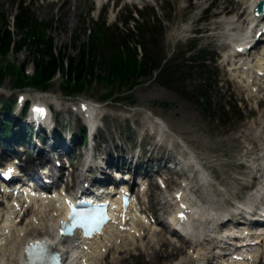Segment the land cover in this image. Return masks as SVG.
<instances>
[{
    "label": "rangeland",
    "instance_id": "rangeland-1",
    "mask_svg": "<svg viewBox=\"0 0 264 264\" xmlns=\"http://www.w3.org/2000/svg\"><path fill=\"white\" fill-rule=\"evenodd\" d=\"M22 1L28 5L35 18L49 22L46 33L52 37L58 48L68 44L69 53L76 52L74 44H71L72 39H86L85 28L94 26L106 9L107 19L109 23H113L118 18L129 17L130 11L135 13L137 7L145 6L142 13L145 19L152 22L149 26L152 27L150 34L154 39L153 48L160 56L168 59L166 66L173 72L175 81L172 86H166L162 83V78L158 79L159 76L144 78L131 90L124 86V92L116 91L118 98H104V93L110 88L95 82L76 97L86 98L102 107L98 119L103 127L99 128L95 137L99 148V163H102L106 152L114 151L115 148H119L116 150L119 154L121 150L123 153L134 154L143 146L138 159L144 162L143 168L139 169L142 174L166 165L168 158H172L171 154H174L175 159L180 155L175 162H181L179 167L182 168L183 175L188 177L191 189L199 197L203 194L200 183L202 169L198 171L194 165L193 156L196 155L211 176L209 200L225 208H230L232 202L237 200L256 201L254 192L264 175L263 170L256 169L261 162L257 158L264 153V100H258L263 92L259 88V95L250 98L249 89L244 85L240 72L226 70V59L222 55L228 54L230 50L222 36L224 24L218 21L224 17L236 18L244 7L243 0H136V3L134 0H116L119 6L115 8L114 0H110L104 7H98L95 0H58L51 3L43 0H0V27L4 26L3 14L13 21ZM210 3L214 7L208 12L205 11V14L202 13L204 6ZM156 13L164 19L162 26L153 16ZM28 55L27 49L22 48L14 54L10 53L8 61L14 60L20 65ZM254 56L255 54H251L249 57L253 59ZM191 58L194 61L189 60ZM2 62L5 64L6 60ZM32 68L33 63L30 60L27 69L31 71ZM0 84V102L4 99L15 100L20 89L15 88L14 80L7 76ZM49 88L55 99L54 110L61 109L58 112L59 121L65 127V132H82V121L66 104L68 98L62 90L61 78H55ZM25 91L32 98L37 95L33 88ZM202 91L208 100L207 109L202 105ZM19 117L16 115L12 118L0 112V122L13 119V123L17 125L27 124L26 119ZM147 117L167 123L173 133L162 136L161 141L154 139L147 126ZM20 137H13L11 134L6 141L1 139L0 158L4 147L11 152L15 151L13 144ZM153 139L154 142L158 141V146L152 143ZM44 141L41 148H47L46 153L37 157L41 162L47 155L51 156L53 152L63 150L60 145L52 149ZM81 144L74 147L75 163L78 166L74 174H78V177H81L82 167L86 163ZM32 145L36 148L37 144L32 141ZM155 146L158 148L152 153V147ZM171 147L172 150L168 152L167 148ZM68 152L72 154L73 149L70 148ZM161 156L169 157L160 159ZM30 158L33 159V155ZM54 163L53 160L52 164ZM188 164L197 179L185 169ZM166 176L169 178V196H172L173 191L181 186L178 180L181 173L167 172ZM164 193L154 185L151 200L156 205L154 208L157 217L162 218H166V213L172 210V205L162 203ZM203 197L207 199V196ZM155 228L157 230L153 233L158 235V239L152 248H146L145 240L138 241L136 247L131 248L122 258L114 259V254L111 253L106 260L100 259L99 264H191L190 249L193 247L179 241L175 235L171 237L172 234L164 225H157ZM29 231L26 236H35L39 232L34 229ZM166 238L174 243L161 247L160 239ZM20 247L22 243L17 253Z\"/></svg>",
    "mask_w": 264,
    "mask_h": 264
},
{
    "label": "trees",
    "instance_id": "trees-1",
    "mask_svg": "<svg viewBox=\"0 0 264 264\" xmlns=\"http://www.w3.org/2000/svg\"><path fill=\"white\" fill-rule=\"evenodd\" d=\"M8 25L4 20V26L0 27V83L10 75L15 86L47 88L58 74L65 93H83L96 82L110 88L104 98L113 97L116 91L124 92V86L132 89L155 72L164 85L174 84L173 72L162 64L163 57L153 48L152 27L148 21H138L137 32L118 25L112 29L102 21L90 28L86 39H72L75 53L67 51L68 44L58 48L46 33L47 22L37 20L24 9L16 15L15 29ZM22 48L28 51L27 59L20 65L14 60L8 61L10 51L15 53ZM30 60L34 69L28 74L26 66ZM201 96L206 103L205 93L200 92Z\"/></svg>",
    "mask_w": 264,
    "mask_h": 264
},
{
    "label": "bare ground",
    "instance_id": "bare-ground-1",
    "mask_svg": "<svg viewBox=\"0 0 264 264\" xmlns=\"http://www.w3.org/2000/svg\"><path fill=\"white\" fill-rule=\"evenodd\" d=\"M257 1L258 0H243V3L246 4L245 8L242 9L238 14L240 19L243 16L244 18L239 22L235 21L232 18H225L222 21V23H224L225 25L226 33H228V36L231 39V51L235 56L238 55L236 54L237 51L235 50L234 46L247 42L252 36V34L250 33L251 30L249 31V25H246L245 27V23L247 22V24H254L256 18H253L252 12L247 11V9H250L254 5V3H257ZM247 6L248 8L246 9ZM261 23L263 26V21H261ZM234 27H236L237 29L239 28V30H234ZM240 63L243 67V75L246 76L247 81L250 82V78L253 74H255V76L258 75L260 76V79L263 82L262 85L264 87V46L262 52L256 55L255 63L246 61L243 56L240 57ZM160 122L163 128L168 127V124H166L165 122ZM154 127L159 128L155 125ZM195 159L197 163L202 166L201 161L197 156L195 157ZM258 159H261L263 161V167L264 155L261 158L258 157ZM202 173L203 180L205 181V191L206 194H208L209 198L210 189L208 187V183L206 182L207 174L203 169ZM22 192H24V194H22ZM256 194L257 198H262L264 200V176L258 186V191L256 192ZM54 197L55 196H47L45 198L43 195L38 194V192H36V194L33 193L29 186H22L21 189H19V194L17 196L6 198L7 207L5 210L0 211V264H7L8 262L10 264H15L16 262H18L19 256L17 257L16 254H12L9 260L7 258V252L11 249L17 252L16 249L21 243H23V240H25L24 237L26 236L28 231L31 230L29 226H32V229H34L35 231L39 230L40 233L38 232L37 234H39L43 238H52V234H54V237H56L55 235L58 234L57 221L59 220V216L61 215L64 206L61 204V202H59V197L55 198L58 201V204L57 201H51L52 199H54ZM36 199L40 200L36 201ZM32 200L34 202L32 212L29 218H27L25 226L22 228L23 230H19L16 224L21 219H23V211H25L26 206L29 204L28 201ZM251 204L252 202H249L248 206L252 207ZM176 205L177 207H179L180 212L185 210L186 213L184 217L178 216L174 218V229H177L176 226L183 228V230H185L187 234L193 237V239L197 242L196 244L199 245L202 238L206 235H209L208 231L210 230V227H212L210 226L211 221L208 222V220L211 218L210 202L207 200L204 201L196 198L194 193L189 188H184L179 192ZM125 215L119 214L118 221L112 223L104 233L97 236V240L96 238L92 240H85L84 244H88V250L83 249V247L79 245H71L72 255H76V258H74L76 264H92L94 261V255H103L102 249L104 247L107 248L112 243H114L119 248L121 246V244L118 243L119 238L124 237L126 239L134 241L137 236L136 233H138L139 236L142 237V231L140 229L144 224L149 225L147 216L142 215L143 218L141 217V221H138V218L136 216L127 218ZM139 224L140 226H138ZM146 225H144V228ZM48 232H50L51 234ZM227 234L228 233H225L224 235L218 234L217 236L223 238V236L226 237ZM256 238V246H258L256 248L254 247V253L260 251V247L264 248V239H261V236H257ZM152 241L153 238L151 234V236L149 235L147 239L148 248H152ZM260 241L261 243H259ZM223 243L224 242H221V244L218 245L219 251L222 250L220 246H222ZM159 244L161 246H164L173 243H170V241L166 239H160ZM175 248L178 249V247ZM206 251V247H198L196 254H193L192 256L197 260L198 256L205 255ZM19 254L20 257L23 254L24 260L23 258L21 259V262L23 264V261H25V245L21 247ZM6 258L8 260H6ZM83 258H86L85 262L83 261ZM226 258L227 259H223L222 257H220V261L218 258L217 262L219 263L217 264H245L243 260H234L231 256H227Z\"/></svg>",
    "mask_w": 264,
    "mask_h": 264
},
{
    "label": "snow or ice",
    "instance_id": "snow-or-ice-1",
    "mask_svg": "<svg viewBox=\"0 0 264 264\" xmlns=\"http://www.w3.org/2000/svg\"><path fill=\"white\" fill-rule=\"evenodd\" d=\"M11 169H9L8 173H4V175H10ZM71 204V201L69 202ZM73 208V217H74V226L75 224H80L84 228L89 231L86 234H91L92 230H95L101 223H103L104 219L107 216L106 210L103 209L102 206H98L93 204L91 207L83 208L77 207V205H72ZM183 215V214H182ZM35 253L43 257L47 254L48 248L44 244H37L34 246ZM56 256L59 254L56 253Z\"/></svg>",
    "mask_w": 264,
    "mask_h": 264
}]
</instances>
